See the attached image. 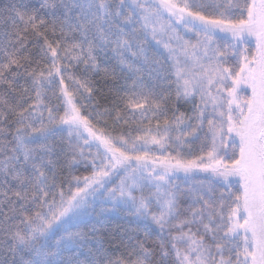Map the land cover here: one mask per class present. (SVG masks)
Wrapping results in <instances>:
<instances>
[{"label":"snow or ice","instance_id":"obj_1","mask_svg":"<svg viewBox=\"0 0 264 264\" xmlns=\"http://www.w3.org/2000/svg\"><path fill=\"white\" fill-rule=\"evenodd\" d=\"M0 264H264V0L0 5Z\"/></svg>","mask_w":264,"mask_h":264},{"label":"trees","instance_id":"obj_2","mask_svg":"<svg viewBox=\"0 0 264 264\" xmlns=\"http://www.w3.org/2000/svg\"><path fill=\"white\" fill-rule=\"evenodd\" d=\"M7 2H8V0H0V5H3ZM25 2L29 3L32 6H39V4L42 2V0H25ZM32 42H34V41H32ZM153 47H155V46L153 45ZM34 51H35V49H34ZM109 55H111V54H109ZM81 67H83V66L81 65ZM117 75L119 76V73H117ZM170 79L174 80L175 79L174 75ZM167 86L171 89V96H170L168 103H167L168 108L172 109L173 107H175V108L179 109V111L186 112L187 114H190L191 105L187 104L183 100H179V101L176 100L175 84L169 83ZM168 115L171 116V111H169ZM154 125H155V120H153V127H154ZM64 135L66 136V133ZM85 151L87 152V149H85ZM72 167H73L74 173L76 175H88V174H90V169L86 168L83 163L73 165ZM65 176L68 177L69 179L71 178L70 176H68V170L67 169H65ZM217 195H218V193H217ZM105 223H106V230L110 231V232H115L119 226H129V227L140 226V227H143L145 224L144 221H138L131 216L121 215V214L109 215V217ZM157 235H158V229H156V227L154 225H152L151 226V237H150L149 247L154 246L151 243V241H154L156 239ZM143 238L144 237L141 234L140 239H143ZM120 251L122 252L123 249H120ZM108 252L110 255H119V252L114 247L109 248Z\"/></svg>","mask_w":264,"mask_h":264}]
</instances>
